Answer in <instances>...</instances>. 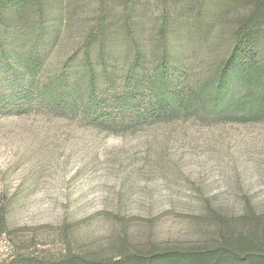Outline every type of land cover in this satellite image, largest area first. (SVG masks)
I'll return each instance as SVG.
<instances>
[{
    "label": "rangeland",
    "instance_id": "1",
    "mask_svg": "<svg viewBox=\"0 0 264 264\" xmlns=\"http://www.w3.org/2000/svg\"><path fill=\"white\" fill-rule=\"evenodd\" d=\"M148 1L141 33H158L161 25L170 33H200L191 22L175 29L174 7ZM124 2L73 1L76 14L61 32L69 39L49 52L43 72L47 80L64 71L62 90H77L85 102L92 98L94 110L115 118L114 125L98 126L64 104L48 106L28 78L14 74V64L0 61V264L69 252L112 258L128 250L202 247L223 235L264 231V120L217 121L192 113L132 122L134 113L121 110L122 101L133 94L136 108L144 107L152 95L149 70L131 64V51L124 60L119 41L109 51L112 75H98L90 87L91 65L81 61L82 51L73 53L85 33H102L110 16L119 21L106 33L116 39L137 29L142 6ZM164 9L169 16H161ZM5 17L15 25L11 13ZM44 31H50V12ZM187 39L190 54L195 48ZM204 49L193 61L196 73L207 67ZM97 51L91 50L92 67L100 73ZM123 114L130 118L125 125L119 124Z\"/></svg>",
    "mask_w": 264,
    "mask_h": 264
},
{
    "label": "trees",
    "instance_id": "2",
    "mask_svg": "<svg viewBox=\"0 0 264 264\" xmlns=\"http://www.w3.org/2000/svg\"><path fill=\"white\" fill-rule=\"evenodd\" d=\"M47 1L0 0V61L4 59L10 65L14 64L11 68L14 74L25 80L28 78L30 88L36 87L48 106L64 104L68 111L80 113L89 120L92 118L91 122L98 126L114 125L115 118L94 110L97 107L92 98L85 102L83 97L77 96V90L74 93H71L72 89L62 90L66 88L64 71L47 80L43 78L49 52L60 50L69 39V33L61 32L68 27V16L71 18L76 14L71 11V3L81 0H50V8ZM124 1L134 3V7L142 6L136 17L133 16L137 29L121 40L116 39L112 33H106L119 21L110 16L101 26L102 33H85L73 53V56H79L82 51L81 61L91 65V88L98 75L108 78L112 75L115 61L109 51L114 42L119 41L124 46V54L133 52V58L129 59L132 65L149 70L152 95L144 107L136 108L138 100L133 94L129 101H122L121 110L134 113L132 122L144 119L158 123L165 117L192 113H204L217 121L264 120V0H157L174 7L175 29L191 22V26L199 27L200 33H180L178 30L170 33L166 25H161L158 33L150 35L141 33V20L145 9L149 8V1ZM49 12L50 31H44ZM7 13L15 17V25L7 21ZM169 15V9H164L161 16ZM12 26L17 33H10ZM185 39L195 48L190 54ZM152 43L155 51L148 54L146 48ZM208 43L211 45L204 49ZM201 46L206 50L201 62L205 60L207 67L196 73L193 61L197 62ZM92 48L98 50L97 62L102 63L100 73L92 67ZM127 57L129 54H125L124 60ZM175 63L177 67L170 71ZM130 74H127L126 84L131 79ZM135 76L141 79L139 75ZM175 80H182L185 85H174ZM130 88V92L137 89L136 85ZM129 119L123 114L119 124L125 125ZM250 231L223 235L202 247L128 250L112 258L69 252L56 259H24L20 264H264V231Z\"/></svg>",
    "mask_w": 264,
    "mask_h": 264
}]
</instances>
